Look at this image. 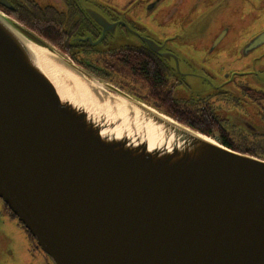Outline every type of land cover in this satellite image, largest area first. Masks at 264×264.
Returning a JSON list of instances; mask_svg holds the SVG:
<instances>
[{
	"label": "water",
	"instance_id": "1",
	"mask_svg": "<svg viewBox=\"0 0 264 264\" xmlns=\"http://www.w3.org/2000/svg\"><path fill=\"white\" fill-rule=\"evenodd\" d=\"M262 43L264 31L249 45ZM0 200L53 264H264V159L95 78L1 12Z\"/></svg>",
	"mask_w": 264,
	"mask_h": 264
},
{
	"label": "flooded vegetation",
	"instance_id": "2",
	"mask_svg": "<svg viewBox=\"0 0 264 264\" xmlns=\"http://www.w3.org/2000/svg\"><path fill=\"white\" fill-rule=\"evenodd\" d=\"M176 1L0 0V12L85 72L189 128L217 140L264 141V52L250 54L264 43L249 45L260 33L224 45L221 31L203 49L185 39L187 19L169 22ZM0 230H14L28 255L53 264L1 200ZM8 255L0 248V264Z\"/></svg>",
	"mask_w": 264,
	"mask_h": 264
},
{
	"label": "rangeland",
	"instance_id": "3",
	"mask_svg": "<svg viewBox=\"0 0 264 264\" xmlns=\"http://www.w3.org/2000/svg\"><path fill=\"white\" fill-rule=\"evenodd\" d=\"M173 8L174 11H170L173 17L169 22L174 21L178 24L180 21V24L183 23L184 26V23L189 21L191 27H183L185 39H195L198 45L203 49L208 47L211 40L216 34L219 35L221 31L227 30L224 38V45L235 38L240 39L239 42L243 44L247 40L253 39L257 33L264 31V0H177ZM53 50L65 61L71 62L54 46ZM262 52H264V44L250 54L253 56ZM237 55L239 56V54H236V58ZM244 59L246 60V58ZM71 63L75 66L73 62ZM239 66L241 67L242 64ZM209 138L217 142L216 138ZM14 226L15 224L9 220L8 227L15 229ZM13 231L14 230L4 235L3 231L0 230V232L7 237V240H5L0 247L2 257L3 254L9 253V255L6 256L7 263L42 264L44 261L43 257L40 255L31 257L28 255L26 253V244L22 243ZM2 257H0V261Z\"/></svg>",
	"mask_w": 264,
	"mask_h": 264
},
{
	"label": "trees",
	"instance_id": "4",
	"mask_svg": "<svg viewBox=\"0 0 264 264\" xmlns=\"http://www.w3.org/2000/svg\"><path fill=\"white\" fill-rule=\"evenodd\" d=\"M191 128L194 129V130H199L200 133H202L203 135H207L208 136V132L207 131H203V129H199V128H196V127H193V126H191ZM217 142L222 144L223 146L233 150V151H236V152H239V153H245V154H248V155H251V156H254V157H258L260 159H264V141L263 140L252 141V142H250V141L243 142V141L217 140ZM10 214L12 216H14L11 212H10Z\"/></svg>",
	"mask_w": 264,
	"mask_h": 264
},
{
	"label": "bare ground",
	"instance_id": "5",
	"mask_svg": "<svg viewBox=\"0 0 264 264\" xmlns=\"http://www.w3.org/2000/svg\"><path fill=\"white\" fill-rule=\"evenodd\" d=\"M30 47V50H31V52L35 55V57H36V61H37V63H38V65H39V67H40V69L50 78V76H56V72H58L59 70L58 69H56V68H54L53 66H52V64L51 63H49V61H48V59H46V57H45V51L44 50H41L40 48H37V47H35V46H32V45H30L29 46ZM63 71V70H62ZM61 71V74H65L64 72L65 71H63L62 72ZM71 82L72 83H74V86L76 85V86H78V88L81 90V91H84V92H86L85 90H84V88L82 87V85H81V87L78 85V84H76L75 83V79H74V77H72L71 78Z\"/></svg>",
	"mask_w": 264,
	"mask_h": 264
}]
</instances>
